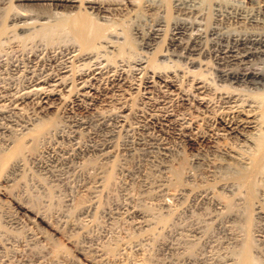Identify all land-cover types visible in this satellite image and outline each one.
<instances>
[{
  "label": "bare ground",
  "instance_id": "bare-ground-1",
  "mask_svg": "<svg viewBox=\"0 0 264 264\" xmlns=\"http://www.w3.org/2000/svg\"><path fill=\"white\" fill-rule=\"evenodd\" d=\"M15 1L12 26L24 31L30 19L59 13L75 40L39 49L38 58L65 60L59 74H40L20 102L0 109L1 190L16 189L26 218L64 228L63 238L90 264H124L118 255L126 249L143 252L128 264H264V102L237 87L264 86V0H144L141 8L158 13L148 33L132 31L145 52L154 53L167 33L162 55L198 67L212 60L232 86L139 59L143 91L135 101L126 88L138 91L136 81L103 62L115 43L94 20L130 16L134 0ZM2 2L0 14L10 5ZM74 61L91 65L73 72ZM42 200L51 214L28 206ZM22 223L0 201V264H46L53 249L36 248L49 243L44 228L24 238L6 230ZM98 225L109 240L94 233Z\"/></svg>",
  "mask_w": 264,
  "mask_h": 264
},
{
  "label": "rangeland",
  "instance_id": "rangeland-1",
  "mask_svg": "<svg viewBox=\"0 0 264 264\" xmlns=\"http://www.w3.org/2000/svg\"><path fill=\"white\" fill-rule=\"evenodd\" d=\"M109 1H114V0H109ZM116 1H119V0H116ZM9 2H10V5H6L8 8L6 7L5 9H3L1 11L2 13L0 14L1 15L0 21L2 22V25L0 28V31H1L0 32L1 34L0 35V109L9 108L12 106V104L15 105V103L20 102V95H23L22 93H24L27 86L34 81L32 79H35L37 76H42V75L44 76L48 74L55 76L57 75V73L59 74L61 65L64 64V62H62L63 58L60 59V57H58L55 59V58L47 56L46 54L42 55L41 58L40 57L38 58L37 56H35V53L39 51V49L43 50L45 47L47 49L48 47H51L54 49V47H56L59 43L61 44L75 43L73 34L68 30L67 25L66 26L61 25L59 21H57L64 17V15H59V13H56V17L53 14V17H54V18L52 17L53 21H51L52 18L49 20L45 19L44 22L42 21L38 22L41 24H38L37 21H34V19L33 20L30 19L29 23L25 27L26 30L24 31H22L19 28V26L17 27H15L16 25L12 26L9 17L16 13V8L13 7L16 1L9 0ZM143 2L144 0H134V3H135L134 6L137 12L134 13V11L136 10L132 11L133 13L131 12L130 16L127 15V17L123 18L124 20L119 17L115 18L114 16L106 19L107 21L101 18L94 17V20L98 23L97 29H99V32L101 33V35L111 39L115 43L114 44L115 48H110V50L103 52L104 56H106L107 52H109L107 55V58L103 60V62L105 61L109 65L112 64L111 66L118 67L119 70L125 76H127V78L132 80V82L136 81L135 82L136 84L134 85L138 87L137 88L138 91L136 90V88H126L127 92L130 94V95L127 94L126 96L131 97L130 100H133V101L137 100L139 98L140 93L143 91V86H142L143 75H142V72H140L141 70H139L140 66L137 64L139 66L137 67V65L135 66L136 63L134 64V62H136L139 59L148 60L149 63L154 62L155 69L162 71V72L167 73L169 71H173V72H178L182 74L181 72L184 70V71H188L190 74L193 73V75H196V76L201 75L205 77V79H207L211 83L213 82V85L225 86L227 88L231 85V83L228 80L222 79L219 76L218 70L214 68V63L212 60L204 63L205 66H203L204 65L203 64L202 66L198 67L196 65H191L189 62H187V59L184 58L183 56H176V55L172 56L171 54L162 55L161 54L162 52L163 53L166 52L165 47H166V39L168 36L167 33L165 35L166 38L164 37V41L162 40L163 42L160 43V46L156 50L157 52L156 51L154 52L155 54L154 53L149 54L150 52L148 51L145 52V49L143 48L144 44L142 43L141 38L135 37L132 31L135 26H138L140 29L144 30L145 33H148L149 30L152 28V25L154 24L155 19L158 17V13H156L153 10L145 11L143 8H141L143 7V4H144ZM162 2L164 6H168V5L171 6V3H170L171 0H162ZM2 3H3L2 0H0V6L2 5L4 6V3L3 4ZM147 12L149 13L151 12V13L149 14ZM171 12L173 14V17L171 19L172 20L176 19L177 17V13H175L176 9L172 8ZM144 13H147V14H144ZM130 18H132L133 20ZM210 19H209V22L213 20L212 16ZM57 59L60 61H57ZM63 61L65 60L63 59ZM77 64H78V67H76ZM90 65L91 63L83 64V63H79V62L77 63L74 61L70 69L74 68L72 69L73 72L76 70L85 71V70H88ZM81 66L83 69H81ZM120 68H122V70ZM135 68L137 69L135 70ZM72 71L70 70V73L68 72L69 75L73 74ZM136 72L138 75H140L141 73L140 80L142 82L140 80H137L139 79V77L136 74ZM43 73H46V74H43ZM137 82L138 83L140 82V83L137 84ZM238 86L240 89L242 88V90L246 91L247 93L249 92V94H252L254 96L256 95V97L258 96L260 101L264 102V88H263L264 86L263 85L256 86L254 84L253 86V84H251V87H250V85L241 84V85H237V87ZM22 103H21V106L23 107L21 109H23V111H26V108H27L28 110V107H30L29 105L30 103L27 104L24 102L23 105ZM25 104H27L28 107ZM24 105H25V108H24ZM111 105H112V107L110 106L111 109L116 111L117 109L116 107L118 106V104L116 102L114 103L112 102ZM262 175L263 174L261 173V177ZM262 178L263 179L261 180V187L264 189V177ZM1 184L2 183L0 182V201L4 209L11 214H16L22 217L24 221V223H22L19 229L12 228L10 231L8 230L10 229L9 227L8 229L6 228V230L10 232V234L15 235L16 237H19V238L21 237L24 238V236L27 233H29V231L37 233L38 227L44 228L45 230L44 232L46 233V235L50 237V239H48L49 243H47L48 241L41 239L43 246L40 244L41 246L38 245V247L40 248L38 247L36 248L42 249L44 247L46 248L47 246L49 247V249H53L52 250L53 254L51 258H53L54 260L51 259L48 262H46V264H52L53 262L55 263L56 261L62 262L64 264L66 263L69 264V261L71 260H75L77 262H80L81 264H87V263L90 264L88 261H86V259H84L82 255L75 252L74 246L71 245V242L63 238L64 237L62 234V230H64L63 226H61V229L62 228L63 229L62 230L60 229L61 231L59 233L55 231L54 229H52L51 227H49L48 225H45V223H42V222L37 223L36 221L30 222L26 218L23 211L19 208V206H17V203L15 202V200H13L12 195H14V191L16 192V189L12 188V186H9V188L6 189V192L3 193L1 190L2 188ZM54 198L55 199H52V201L54 200L53 202H55L54 206L58 207L62 205L61 203L62 198L59 199L61 202L58 201L57 197H54ZM43 200L41 201V203L39 202L40 204L37 206L32 201L31 202L29 201L28 206H32V207L34 206L35 209L37 207L38 208L43 207L42 210L44 209L49 212L48 209H50V207L47 206L48 201L47 200L43 201ZM41 204H44V205H41ZM54 206H53V209L56 208ZM51 210H52V207L50 209L49 214H51ZM23 214L25 217L23 216ZM33 222H36V224ZM98 226H96L97 227L96 229L94 228V231H95L94 233L98 234L99 237L101 238L103 237V235L104 237L106 236V234L108 235V232L106 233L105 231H103L104 227H102V225H98ZM78 236H80V234L77 236L74 235L73 238L76 240L81 239V236L80 237ZM104 237L102 239H104ZM107 238L109 240L110 236L109 235L106 236L104 240L107 241ZM121 252L122 253H119L120 255L118 256L119 257L122 256L121 261L122 263L124 262V264L130 263L132 262V260H134V262H137V261L140 262L142 259V255H143V252L137 251L135 249L134 250L126 249ZM137 252L139 253L137 254ZM110 263L113 264L112 262L106 263L105 261V264H110Z\"/></svg>",
  "mask_w": 264,
  "mask_h": 264
}]
</instances>
